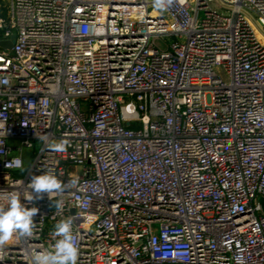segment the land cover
<instances>
[{
    "label": "built area",
    "instance_id": "built-area-1",
    "mask_svg": "<svg viewBox=\"0 0 264 264\" xmlns=\"http://www.w3.org/2000/svg\"><path fill=\"white\" fill-rule=\"evenodd\" d=\"M259 31L264 0L0 1V205L39 209L0 264L69 218L77 264H264Z\"/></svg>",
    "mask_w": 264,
    "mask_h": 264
},
{
    "label": "clouds",
    "instance_id": "clouds-1",
    "mask_svg": "<svg viewBox=\"0 0 264 264\" xmlns=\"http://www.w3.org/2000/svg\"><path fill=\"white\" fill-rule=\"evenodd\" d=\"M157 9L171 6L173 0H153ZM46 139V137H42ZM66 142L55 145V150L64 151ZM29 187L37 194L62 192V182L51 173L33 176ZM25 199L33 200L32 194ZM57 208H62V202H57ZM37 207L28 208L21 203L19 194L9 196L7 205H0V248L5 246L14 235L22 238L31 237L35 227L34 217ZM71 218L61 220L55 226L53 237H59L54 245V251H42L33 258L34 264H77L79 249L77 238L72 231Z\"/></svg>",
    "mask_w": 264,
    "mask_h": 264
},
{
    "label": "rangeland",
    "instance_id": "rangeland-1",
    "mask_svg": "<svg viewBox=\"0 0 264 264\" xmlns=\"http://www.w3.org/2000/svg\"><path fill=\"white\" fill-rule=\"evenodd\" d=\"M214 6L220 10V8L218 7L217 4H215ZM221 10H222V9H221ZM259 35H260V37L264 40V35L262 34L261 31H259ZM177 40H178V39H177L176 37H172V38H171V37H167V38H162V39L159 41V43L162 44L163 42H165V43L171 44L172 42H175V41H177ZM26 154L29 155L28 157H29V160H30V158L33 157V155H36V154H37V149H35V151H33V152H31V151L26 152Z\"/></svg>",
    "mask_w": 264,
    "mask_h": 264
},
{
    "label": "water",
    "instance_id": "water-1",
    "mask_svg": "<svg viewBox=\"0 0 264 264\" xmlns=\"http://www.w3.org/2000/svg\"><path fill=\"white\" fill-rule=\"evenodd\" d=\"M14 44H15V36L10 41L0 42V47L11 50ZM259 203L261 205L262 211L264 212V198H260Z\"/></svg>",
    "mask_w": 264,
    "mask_h": 264
},
{
    "label": "trees",
    "instance_id": "trees-1",
    "mask_svg": "<svg viewBox=\"0 0 264 264\" xmlns=\"http://www.w3.org/2000/svg\"><path fill=\"white\" fill-rule=\"evenodd\" d=\"M1 2L3 1V0H0ZM1 10L4 12V15H5V11H6V9H5V7L3 6V3H2V8H1Z\"/></svg>",
    "mask_w": 264,
    "mask_h": 264
}]
</instances>
